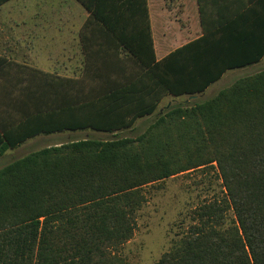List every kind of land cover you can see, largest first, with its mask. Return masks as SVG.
<instances>
[{
    "label": "trees",
    "instance_id": "16d2710c",
    "mask_svg": "<svg viewBox=\"0 0 264 264\" xmlns=\"http://www.w3.org/2000/svg\"><path fill=\"white\" fill-rule=\"evenodd\" d=\"M77 1L89 12L84 42L95 35L134 72L78 97L60 120L32 119L18 137L0 135V156L40 134L130 129L167 97L203 94L264 58V0L161 60L148 0ZM198 170L217 171L222 194L193 210L187 232L156 264H264V70L208 100L165 107L135 138L77 140L2 166L0 264H128L122 249L144 189Z\"/></svg>",
    "mask_w": 264,
    "mask_h": 264
},
{
    "label": "crops",
    "instance_id": "0c3cea01",
    "mask_svg": "<svg viewBox=\"0 0 264 264\" xmlns=\"http://www.w3.org/2000/svg\"><path fill=\"white\" fill-rule=\"evenodd\" d=\"M254 1L148 0L152 32L154 16L166 19L160 48L153 32L157 60L206 34L216 35L220 23L239 20L240 13ZM175 8L181 10L179 19L184 27L169 19ZM78 9L89 16L77 0H9L0 6V135L18 137L27 130L28 121L36 119L37 125L42 124L54 114L60 120L70 110L76 79ZM76 134L75 130L40 134L0 157L46 143L48 148L74 142Z\"/></svg>",
    "mask_w": 264,
    "mask_h": 264
},
{
    "label": "rangeland",
    "instance_id": "374dc122",
    "mask_svg": "<svg viewBox=\"0 0 264 264\" xmlns=\"http://www.w3.org/2000/svg\"><path fill=\"white\" fill-rule=\"evenodd\" d=\"M82 7L84 8L83 5ZM180 11L179 8H175V13L169 19H176L184 27V22L179 19L181 16ZM159 17L161 18L162 16H154L155 23L153 25L155 42L158 48L163 43L164 29L162 25H164L166 20L164 17H162V20ZM88 19L89 16H85L78 9L77 51L74 57L76 79L74 82V93L73 88H71V106H75L78 97L88 96L93 91L101 90L100 88H103L106 80L123 82L124 76L134 72L135 68L132 64H124L120 58L122 56H111L104 52L101 49L102 47L100 48L98 45L99 38L95 37V35H90L89 43L84 42V35L88 36V32H90L86 29ZM103 48L106 49L107 46ZM261 70H264V60L252 67L228 72L203 94L181 98L167 97L160 104L154 115L139 119L130 129L115 133H100L93 130L77 131L75 140L135 138L147 130L155 121L156 114L163 111L165 107L180 103L194 104L208 100L239 78ZM71 84H73V80H71ZM67 143H70V141H67ZM47 146L46 143L33 149L15 152L13 156L0 157V168L15 159L44 149ZM217 175L215 170H198L173 176L146 187L144 192L147 196V202L138 213L137 229L133 238L122 249V254L128 264H156L171 249L172 245L179 241L187 232L193 223V210L206 200L221 196L222 182Z\"/></svg>",
    "mask_w": 264,
    "mask_h": 264
}]
</instances>
